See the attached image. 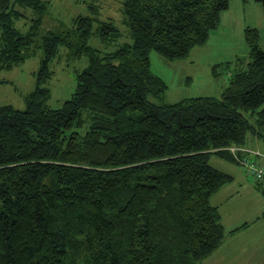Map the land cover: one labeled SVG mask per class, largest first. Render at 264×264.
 <instances>
[{"label":"trees","instance_id":"1","mask_svg":"<svg viewBox=\"0 0 264 264\" xmlns=\"http://www.w3.org/2000/svg\"><path fill=\"white\" fill-rule=\"evenodd\" d=\"M230 1L122 0L128 39L112 49L124 33L96 4L68 28L48 18L47 2L0 0V71L43 52L26 109L0 105V264H199L220 246L226 230L210 200L234 177L211 156L264 166L247 145L264 136L260 34L246 30L250 61L219 97L165 102L151 53L187 58ZM17 5L36 15L26 32L11 21ZM61 47L88 63L54 108L44 85Z\"/></svg>","mask_w":264,"mask_h":264},{"label":"rangeland","instance_id":"2","mask_svg":"<svg viewBox=\"0 0 264 264\" xmlns=\"http://www.w3.org/2000/svg\"><path fill=\"white\" fill-rule=\"evenodd\" d=\"M42 1L47 2L49 6L48 18L61 22L68 28L75 25L74 21L79 15H92L91 4H96L103 14L101 17L116 19L124 33L122 41L111 48L115 49L117 45L128 39L129 28L121 23L123 20L122 0ZM16 8L21 14L19 17H13L11 21L17 29L26 32L36 15L32 9L20 5H17ZM247 29L258 30L259 45L264 50V10L262 5L255 1L231 0L229 8L221 13L220 23L217 29L212 31L207 43L194 47L187 58L168 60L153 51L151 53V70L161 77L168 86L163 96L164 101L174 103L198 96L219 97L228 85L231 74L245 68L250 61V47L246 39ZM1 32L0 28V36ZM92 44L98 45V41L94 39ZM66 53V48L61 47L58 57L51 65L55 75L44 85L51 91L49 105L54 108L61 107L65 101L71 98L77 86V75L87 67L88 63L85 57L70 62ZM42 57L43 52L38 50L24 64L15 69L0 71V105H13L20 110L26 109L25 98L36 89ZM262 132L264 135V130ZM247 145L264 151V136L258 139V137L249 135ZM219 158L221 157L218 155H212L211 164L217 169L225 171L223 166L216 163ZM221 160L233 164L236 170L239 169L243 172L240 173L242 179L237 182H250L254 187V190L245 188L241 197L230 201L228 207L226 205V209L229 208L228 214H230L226 216L230 218V221L239 222L245 220L252 222L260 216L258 223L254 224L264 228V218L261 214L264 212V194L257 186V180L253 176L245 174L240 163L226 159ZM256 190L259 193H256ZM226 231L228 232V229ZM225 239L226 236L223 242ZM238 251L239 249H235L233 253L238 255ZM235 256L229 255L225 261L232 257L238 263L239 260ZM222 264L233 263L222 262Z\"/></svg>","mask_w":264,"mask_h":264},{"label":"crops","instance_id":"3","mask_svg":"<svg viewBox=\"0 0 264 264\" xmlns=\"http://www.w3.org/2000/svg\"><path fill=\"white\" fill-rule=\"evenodd\" d=\"M260 150L264 152L262 149ZM219 159L216 163L223 166V170H225L224 172L232 175L234 181H236L222 186L210 200L213 206L218 207L222 217V223L225 230L228 229V232L226 231L225 241L221 243L212 254L200 261L199 264H222V262H231L233 264H264V228L255 226L254 224H257L261 217L259 216L256 219L257 221L255 220L256 222L246 220L239 222L236 220L230 221V218L226 216L230 215L227 211L229 208L226 209V205L228 207L230 201L234 200L236 197H241L245 188L247 190H254V187L250 182H237V180L242 179L240 174L242 171L239 169L236 170L233 164L221 160L222 158ZM256 193L259 192L257 191ZM261 214H263L264 218V212ZM235 249H239L238 255L233 253ZM229 255H236L235 258H238L239 262L236 263L232 257L230 260L225 261V258Z\"/></svg>","mask_w":264,"mask_h":264},{"label":"built area","instance_id":"4","mask_svg":"<svg viewBox=\"0 0 264 264\" xmlns=\"http://www.w3.org/2000/svg\"><path fill=\"white\" fill-rule=\"evenodd\" d=\"M233 153L237 152V149L231 148ZM240 163L247 169V173L253 176L257 181L262 182L264 184V166L261 164H257L248 160L247 158H242Z\"/></svg>","mask_w":264,"mask_h":264}]
</instances>
